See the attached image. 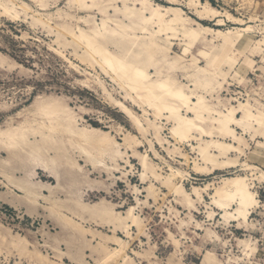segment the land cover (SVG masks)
Segmentation results:
<instances>
[{"label": "rangeland", "instance_id": "rangeland-1", "mask_svg": "<svg viewBox=\"0 0 264 264\" xmlns=\"http://www.w3.org/2000/svg\"><path fill=\"white\" fill-rule=\"evenodd\" d=\"M189 1L96 0V6L89 1L85 8L76 0H0V264H46L36 252L67 264L63 244L67 249L91 248L94 262L84 255L83 264H105L101 241L107 245L110 233L130 236L131 229L137 235L146 233L148 240L142 239L147 245L136 242L128 255L113 248L120 257L112 264H141L144 260L148 262L143 264H150L155 254L158 260L153 264H201L202 259L204 264H264V137L235 126L240 152L232 153L215 145L232 143V138L217 131L213 140L196 133L185 142L176 140L170 130L173 123L156 119L153 110L64 32L76 26L87 29L84 20L101 22L107 15L128 26L134 22L139 29L129 30L124 40L113 32L116 26L112 24L106 46L115 55L136 60L135 54L142 50L131 49V42L141 44L154 30L157 52L154 64H148L150 73L159 71L175 79L216 110L236 108L238 119H244L247 111L264 118V21L237 18L243 15L239 9L243 3L254 0H199L216 10L230 11L238 21L206 17ZM125 5L144 11L148 18L153 14L154 24L147 25L140 17L128 18ZM197 23L224 33L239 29L246 34L252 28L254 40L242 53L238 38L228 42ZM190 26L199 33L197 43ZM242 54L254 63L252 68H241ZM138 61L147 63L143 55ZM196 83L203 86L198 88ZM41 103L57 104L64 112L62 117L73 119L82 128L99 127L95 129L108 135L103 167H95L71 147L63 128L52 132L48 121L44 129L34 122L36 106ZM204 127L212 124L208 121ZM91 150L101 153L99 147ZM33 152L41 157L37 165L31 163ZM42 159L52 172L43 170ZM3 173L40 199L35 203L24 198ZM237 176L247 179L259 203L248 225L225 217L211 198ZM165 194L172 197L163 199ZM16 195L22 199L10 204L8 200ZM52 202L60 203L66 215L84 223L92 234L65 225L50 209ZM6 204L25 206L28 212L41 208L42 213L37 214L52 219L55 228L44 219L33 227L32 219L18 217ZM111 210L118 216L132 211L142 222V232L132 220L110 219ZM151 248L153 253L147 254Z\"/></svg>", "mask_w": 264, "mask_h": 264}, {"label": "bare ground", "instance_id": "bare-ground-1", "mask_svg": "<svg viewBox=\"0 0 264 264\" xmlns=\"http://www.w3.org/2000/svg\"><path fill=\"white\" fill-rule=\"evenodd\" d=\"M76 1L85 8H88L87 2L89 1L92 2V6L97 5L96 0H89V1L76 0ZM200 1L190 0L189 2L191 5L200 8L201 10L199 12L206 17L219 18L220 16H222L231 21L239 20L228 11L222 12L220 10H216L213 7H211L209 3L204 4L201 3ZM2 6L5 8L6 11H10L4 5ZM154 6L155 5H153V7ZM124 9L128 18L140 17L141 20L147 25L153 23V19H154L153 14H151L152 15L151 18H148L147 15H145L144 11L139 12L135 8H131L127 5H125ZM170 10L173 11L175 9L171 8ZM79 11H83V10L81 9ZM10 12L13 13L14 16L19 17L17 13H14L12 11ZM48 22L50 23V21ZM84 23L87 29L81 26H76L75 29L65 28L64 32H66L67 34H69V36L77 40V42H79L81 46L82 45L84 46L86 53L89 55L90 59H92L94 62L100 63L103 66V68L106 71L112 73L117 78V80L120 81L122 85L127 88V90L135 94L136 97L140 99L149 109L153 110L156 119L167 120L173 123V127L170 130L172 136L176 140L180 142H185L186 140H190L191 138H193L195 133L213 140V138H215V131H217L222 135V137L232 138L234 142L240 143L241 139L238 137L236 133L237 131L234 128L235 126L241 127L244 131L248 133L251 134L254 133L256 135H261V137L262 136L264 137L263 117L256 116L252 112L247 111L245 113L244 119L242 120L238 119L235 116L237 113L236 108L233 107L231 109H225L223 111L216 110L202 96H198L192 91H187V89H185V87L179 84L175 79H172L170 77H164L159 71H157L156 74L150 73L148 70V64L149 63L152 65L154 64L153 57L157 52L153 46L155 44L154 34L156 31L152 30L149 34L150 36L146 39V41L142 42L141 44H137L131 40L132 41L131 49L137 47L142 50L141 52L135 54L136 60H131L127 58L128 56L124 57V56H118L119 54L117 55L113 54L106 46L107 45L106 41L108 40L109 34L111 32L110 27L112 26V24H115L116 26L113 32H115L122 40L129 37L130 35L129 30L137 31L139 29V25L133 22L131 26H128L125 25L122 21H117L112 19L108 15L105 16L101 22H97L95 20L93 21L84 20ZM197 26L208 32L215 33L217 36L226 37L228 42L233 41L234 39L233 37L238 38L239 42L242 44V48H243L242 53H244V51L252 45L254 40L253 32L255 30L253 31L252 28H250V31L245 34L239 29H237L236 31H230L228 33H224L221 30L216 31L213 30L212 28H206L199 23H197ZM190 33L192 34L193 38L195 39V42L197 43L199 37L198 31L194 27L190 26ZM123 50L124 49H122V51ZM58 54L60 53L58 52ZM142 55L146 57L147 63L145 61H138L140 60ZM244 55L245 54H242L244 62L242 63L241 68L242 69L250 68L251 60ZM202 71L205 73L209 72L208 70L205 69H202ZM202 86H203L202 84L196 83V87L201 88ZM240 107H242V104H240ZM59 108H60L59 105L52 103H48V104L41 103L37 105L35 111L36 113H34L33 115L34 122L37 123L39 126L43 127L44 129L45 123L48 121L52 132H55V130H59L63 128L62 131L65 130V132L71 138L70 139L71 147H75V150L77 152L83 153L87 158L91 160V162L94 165H96L95 167L97 168L103 167L104 161L101 159H103L107 153L105 151L107 147L105 148V146L107 144H110L109 143L110 141H108L109 139L108 135L105 134L103 131H100L95 128H85V127L82 128L81 126L80 128L73 119H68L67 117L64 118V116L62 117L64 112ZM184 111L186 114L183 113ZM208 121L212 124V127L207 129L204 126ZM16 136H18V134ZM234 142L232 143L219 142V143H215V145L222 151H228L230 153L240 152V149L234 144ZM91 147H93L94 149L95 147H99L100 150L97 151L101 153L97 155L96 152L95 155L92 152L91 149L93 148ZM39 157L40 156H38L37 152H33L31 155V163L35 165L39 164V161H41ZM41 167L46 172L53 171V168L50 167L47 164V162H45L43 159L41 162ZM3 175L9 184L21 190V192L24 195V198L30 201L32 200L35 201L38 199L39 195L29 192V190H26V188H24L23 186L21 187L20 185H15L14 181L9 175L5 173H3ZM181 178L184 179L183 176H181ZM246 180L247 179L244 176H237L232 180H229V182H227L228 185L226 187L224 185L225 188L221 190H217L214 195H211V198L213 200L214 205L225 214V217L232 219L235 222L241 221L242 223L248 225L250 223V216L252 214V211L258 207L259 203L258 200L256 199L255 193L252 192L249 186L246 184ZM169 194H165L163 199H166L169 196ZM183 194L185 195L189 207H193L195 204L189 198L187 193H183ZM19 198L22 199V197L16 195L12 199H9L8 202L10 204H14L19 200ZM54 202L50 204L52 205L50 209L52 211H56L58 215L62 216L66 221L67 226L72 227L73 230L78 231L80 233L92 234V230L87 229L83 225L84 223L82 224L76 221L74 218L66 215L62 210V207H60L59 205L60 203L57 204ZM108 215H109L108 217L114 221L132 220L133 223L139 226L140 231L142 232V222L140 219L134 216L132 211L129 212L127 216H118L116 215L115 211L111 210ZM170 235L172 236L171 233ZM114 240H115L114 242H117L123 247L127 246V243L124 242L123 239H121L120 237L114 236ZM174 243L176 247L179 248L180 246L179 242L174 241ZM100 246L102 247V249H104L105 259L103 262H106V264H112L120 257L118 253L109 250L103 244H100ZM148 251L152 252L150 250ZM29 252L31 254L32 253L34 254V252H31L30 250ZM36 256L39 258V260H41L46 264H63L61 261L52 260L50 257L40 252H36Z\"/></svg>", "mask_w": 264, "mask_h": 264}, {"label": "crops", "instance_id": "crops-1", "mask_svg": "<svg viewBox=\"0 0 264 264\" xmlns=\"http://www.w3.org/2000/svg\"><path fill=\"white\" fill-rule=\"evenodd\" d=\"M225 3V2H224ZM241 4V3H240ZM239 4V5H240ZM243 4H245V6H241L239 9H242L243 10V15H242V17H237V18H244V19H246V20H248V21H250L251 20V17H258L259 19H260V21H264V0H254V2H249V3H247V2H245V3H243ZM242 5V4H241ZM230 12V11H229ZM236 12L238 13V10H236ZM231 13V12H230ZM231 14H233V13H231ZM239 14V13H238ZM234 15V14H233ZM235 16V15H234ZM249 18H250V20H249ZM243 19V20H244ZM257 60H259V58H257ZM243 62H244V60H243ZM242 62V63H243ZM254 65V63L251 61V68H252V66ZM250 75H253V74H250ZM237 133V132H236ZM238 135V134H237ZM239 137V136H238ZM240 138V137H239ZM232 142H234L233 140H232ZM239 142H234V144L237 146V144H238ZM169 197H172V196H169ZM8 207H10L12 210H14L15 212H18L19 213V216L18 217H20V218H22V217H27V218H29V219H32V220H36V219H44V221H46V223L47 224H49V225H51V226H53V228H55L54 227V222H53V220L52 219H45V218H42L41 216H39V214H37V213H42V209L41 208H38L37 210H32V211H30V212H28V209L25 207V206H20L19 208H16V207H13V206H10V205H8V204H6ZM53 212H55V211H53ZM55 213H57V212H55ZM20 215H22V216H20ZM60 216V215H59ZM60 217H62V216H60ZM62 219H63V221L65 222V225H67V223H66V221L64 220V218L62 217ZM68 227H70V226H68ZM93 227L94 228H96L97 229V227H95L94 225H93ZM70 228H72V227H70ZM69 229V228H68ZM73 229V228H72ZM99 229V228H98ZM101 230H103V229H101ZM105 230V229H104ZM131 231H133V232H131ZM131 231H130V236L128 235V234H126V232H122V235L120 236V235H112L111 233L110 234H107L106 235V237H109V239H110V242L109 243H107V245H106V243L104 244V242L103 241H101V243L100 244H103L106 248H111V250L114 248V250H121V252L123 251V252H126L125 254L126 255H128L129 253H128V251H129V249H130V247L133 245V244H135L136 242H138L139 243V245H141V243H143L145 246L147 245V242L146 241H144L142 238L143 237H146V240H148V238H147V235H146V233L144 234V232H142V233H140V234H136L135 232H134V229H131ZM87 236H90L89 234H87ZM114 236H117V237H120L121 239H123V241L124 242H126L127 243V246L126 247H123L122 245H120V244H118L117 242H114L115 240H114ZM88 238V237H87ZM107 238H105V241H107L106 240ZM96 242V240L93 242V244H92V246L93 247H95L94 246V243ZM171 243V242H170ZM259 243H262V241H260ZM109 244V245H108ZM87 246L88 245H90V244H86ZM171 245H173V244H171ZM107 246H109V247H107ZM111 246V247H110ZM260 246V245H259ZM90 247V246H89ZM116 247V248H115ZM77 247H74V248H71V249H67V247H66V245H62V249L64 250V252L66 253L65 255L66 256H64V261L67 263V264H83V260H85V259H83L84 258V255H85V257H86V260H88V261H92V262H94V260H93V258L91 257V255H92V249L91 248H85L84 249V251L83 250H78V249H76ZM110 250V249H109ZM83 251V252H82ZM102 251L104 252V249H102ZM150 251H152V252H146L147 254H151V253H153V250H152V248H151V250ZM115 252V251H114ZM122 252V253H123ZM135 253L136 251L135 250H133L132 251V253ZM116 253H119V252H116ZM136 253H140V252H136ZM140 254H142V253H140ZM94 257H97V255L96 254H94ZM102 257H103V255H102ZM205 258L208 260L209 259V261L211 260V258L208 256V255H206L205 256ZM143 259H146V258H143ZM154 259H156V260H158L157 259V256H156V254H155V257L153 256V257H151V262H149L150 264H153V263H155L156 262V260L154 261ZM124 260L125 261H127L128 260V258H124ZM121 262H123V259H121L120 260ZM144 261H147V260H144ZM143 261V262H144ZM85 262V261H84ZM120 262V263H121ZM143 262H141V264H143ZM148 262V261H147ZM205 262L203 261V259H202V262H201V264H204ZM85 264V263H84ZM100 264H103V263H100ZM105 264H106V262H105ZM122 264V263H121ZM137 264V263H136Z\"/></svg>", "mask_w": 264, "mask_h": 264}, {"label": "built area", "instance_id": "built-area-1", "mask_svg": "<svg viewBox=\"0 0 264 264\" xmlns=\"http://www.w3.org/2000/svg\"><path fill=\"white\" fill-rule=\"evenodd\" d=\"M23 220V219H22ZM39 222V219H36V220H32V223H31V225L34 227V225H39L40 226V224L38 223ZM51 229H53V228H51ZM36 231L38 230V228H36L35 229ZM41 239V238H40ZM43 244V243H42Z\"/></svg>", "mask_w": 264, "mask_h": 264}, {"label": "trees", "instance_id": "trees-1", "mask_svg": "<svg viewBox=\"0 0 264 264\" xmlns=\"http://www.w3.org/2000/svg\"><path fill=\"white\" fill-rule=\"evenodd\" d=\"M94 128H99V127H95V126H93Z\"/></svg>", "mask_w": 264, "mask_h": 264}]
</instances>
